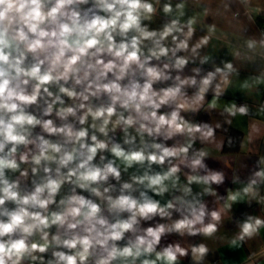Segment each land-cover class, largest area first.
<instances>
[{
  "label": "clouds",
  "instance_id": "obj_1",
  "mask_svg": "<svg viewBox=\"0 0 264 264\" xmlns=\"http://www.w3.org/2000/svg\"><path fill=\"white\" fill-rule=\"evenodd\" d=\"M241 10L264 16L253 0H0V264H206L204 241L264 235V155L230 181L208 163L232 167L237 118L264 139V28Z\"/></svg>",
  "mask_w": 264,
  "mask_h": 264
},
{
  "label": "crops",
  "instance_id": "obj_2",
  "mask_svg": "<svg viewBox=\"0 0 264 264\" xmlns=\"http://www.w3.org/2000/svg\"><path fill=\"white\" fill-rule=\"evenodd\" d=\"M218 2V0H216ZM254 5H260L264 7V0H253ZM215 6V3L214 5ZM160 20L163 17L159 18ZM230 19V17H229ZM221 27L225 28L226 31L234 32L236 28L229 27L224 23L223 20L219 21ZM235 25L236 22L233 21ZM240 25L247 27L250 29L252 33H258L259 28H264V16L256 18V23L253 24L252 22L248 21L247 18L243 15V10H241L240 16ZM159 26V20L154 27ZM201 32H197V37L201 35ZM213 43L217 44V49L213 51L210 47L208 49L209 52H212L214 56H219L221 58L231 59L230 56H226L224 52L219 51L220 44L219 42L214 41ZM194 65H189L188 68L185 70L186 73L190 74V69ZM205 69L209 66L205 65ZM197 120L209 121V116L204 112H201L198 116L195 117ZM217 120H222L216 113L212 114L211 121L215 122ZM250 123V118H237L233 121L232 126L230 127L227 136L233 138V145L231 147H225L223 150V154L226 155L232 167L225 168L222 163H219L215 160L208 161L210 167L218 170L225 171L227 179L230 181L233 175H239L242 179L248 175L249 170L254 166L256 162V158L260 155H264V139H259L254 141L253 143H248L246 140V135L248 132V127ZM218 137L222 136V133L218 132ZM241 141L244 142V146L241 147ZM235 187L230 183H226L223 187L219 189L221 195L225 193V189ZM211 206V200H209ZM258 212L257 205L253 204L251 208L246 206H239L236 209V216L241 217L244 213H256ZM234 227L232 224H228L226 228H222L221 232L218 235H227L231 236L233 234ZM179 239L176 236L167 237L165 242L171 240ZM201 240L200 237H186L182 241L184 245L189 243H197ZM206 242L210 248L213 249V253L209 255L208 261L206 264H244L245 259L250 255L251 252L257 251L261 246H264V235L261 238L250 241L248 246H245L240 249H228L225 243H221L219 241L207 240ZM184 264H190L188 259L184 260ZM259 264V262H257Z\"/></svg>",
  "mask_w": 264,
  "mask_h": 264
}]
</instances>
